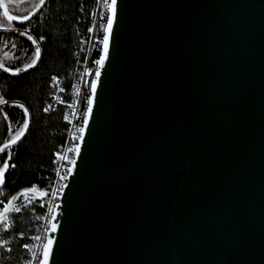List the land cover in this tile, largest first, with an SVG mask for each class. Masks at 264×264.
Returning a JSON list of instances; mask_svg holds the SVG:
<instances>
[{
    "label": "water",
    "instance_id": "1",
    "mask_svg": "<svg viewBox=\"0 0 264 264\" xmlns=\"http://www.w3.org/2000/svg\"><path fill=\"white\" fill-rule=\"evenodd\" d=\"M121 3L49 264H264V0Z\"/></svg>",
    "mask_w": 264,
    "mask_h": 264
},
{
    "label": "trees",
    "instance_id": "2",
    "mask_svg": "<svg viewBox=\"0 0 264 264\" xmlns=\"http://www.w3.org/2000/svg\"><path fill=\"white\" fill-rule=\"evenodd\" d=\"M38 3L39 0L28 3L31 7L24 15L27 19L16 24V31L0 30V63L11 70L23 69L33 59L35 47L41 48V59L36 66L17 76L4 73L0 68V147L23 132L15 145L0 153V168L5 160L9 165L0 184V200L3 201L0 211L12 196L33 186L37 189L18 196L12 211L0 219L3 220L0 223V264H25L28 260L24 245L32 243L44 216L47 199L44 198L53 180V156L65 143V108L44 112L53 92L51 81L59 78L67 93L78 77L87 58L86 46L91 37L88 29L93 28L96 7L95 0H45L37 9ZM104 23L105 20L100 19L95 26L90 65L99 58ZM21 32L26 35H20ZM27 35L37 43L34 45ZM26 120L28 127L24 128ZM41 191L45 193L43 197H40ZM16 206L21 208L20 212L15 211ZM19 235L23 239H18Z\"/></svg>",
    "mask_w": 264,
    "mask_h": 264
},
{
    "label": "built area",
    "instance_id": "3",
    "mask_svg": "<svg viewBox=\"0 0 264 264\" xmlns=\"http://www.w3.org/2000/svg\"><path fill=\"white\" fill-rule=\"evenodd\" d=\"M95 10L93 15V31L87 43L86 60L82 64L78 72V77L73 81L69 91L66 93L59 78L54 77L51 81L52 95L50 96V103L44 109L47 113L50 109H57L58 107L65 108L64 123L66 125L65 143L54 153L52 160V175L53 180L50 190L45 201L44 216L40 220L37 232L33 237L32 243L26 248L28 252V260L25 264H38L32 259L33 253L40 255L42 253V245L46 243L48 232L50 229L51 218L56 211L62 193L67 185L69 172L68 169L72 167L71 161L75 160L76 152L71 151L78 147L80 138L77 129L83 126V115L87 110V98L91 94V82L95 80L96 65H90L89 56L93 50L94 30L98 21L101 19V14L105 12L102 3H97L95 0ZM100 48L102 45L100 44ZM71 105V107H69ZM36 237H39L37 239ZM18 239H23L22 235Z\"/></svg>",
    "mask_w": 264,
    "mask_h": 264
},
{
    "label": "snow or ice",
    "instance_id": "4",
    "mask_svg": "<svg viewBox=\"0 0 264 264\" xmlns=\"http://www.w3.org/2000/svg\"><path fill=\"white\" fill-rule=\"evenodd\" d=\"M45 3V0H39V3L36 4V8L39 9L42 7ZM97 3H102L103 8L105 9V12L101 14V19L105 20V23L102 25V39L100 40V44L102 45L100 52H99V58L94 61L96 67V79L91 82V94L87 98V110L84 112L83 115V126L79 127L77 129L79 133V138L83 140L84 138V131L85 127H87L89 117L92 114V107H93V98L96 95L97 91V83L100 80V72L101 69L105 67V62L109 59V47L113 36V25L117 22L118 18L123 13V4L121 3V0H97ZM0 7L4 9L3 16L6 18V20L10 23L13 20H16L18 17L16 15H10L9 10L7 6L3 3V0H0ZM24 19H27V17H24ZM89 32H92L93 29L89 28ZM20 35L24 36L26 35V32H21ZM27 39L29 41H32V43L35 45L37 41L33 39L31 35H27ZM41 40H43V37H40ZM41 59V48L39 46L35 47L34 57L31 60L30 63L24 65L23 69L16 68L15 70H11L8 66H5L3 63H0V68H2L4 73H10L12 76H17L20 74L21 71H27L30 68H33L36 66L37 62ZM71 107V105H69ZM28 113L25 111V117L27 118ZM24 128L28 127L27 120L25 121ZM23 135V132H19L15 135L13 139H11L8 143H5L3 147H0V153H4L6 150L10 149L13 145L17 143V141L20 139V137ZM71 151H75L77 154H79V147H76L75 149H71ZM8 158L11 159V153H7ZM71 163H75V161H71ZM9 165L7 160L4 161L3 168H0V184L4 182V173L8 169ZM15 167V165H13ZM68 172L71 173L72 169L69 168ZM37 189L35 186H33L30 189H26L21 192L20 195H26L28 192H35ZM45 195L44 192H40V197H43ZM18 200V196H12L10 199L7 200L6 203H4L3 210L0 211V219H4L9 212L12 211V207L14 206V201ZM0 202H3L0 200ZM43 206V205H41ZM24 207H27V205H24ZM16 212H20L21 208L19 206L15 207ZM52 219H55V216L53 215ZM50 231L52 233H55L57 231V225L55 223L50 224ZM39 239V237H36ZM53 239H47V242L42 245V253L40 255H37L33 253L32 259L37 261L38 264H49V258L53 255ZM25 248L28 247V245H24ZM53 264L55 262L53 261Z\"/></svg>",
    "mask_w": 264,
    "mask_h": 264
},
{
    "label": "crops",
    "instance_id": "5",
    "mask_svg": "<svg viewBox=\"0 0 264 264\" xmlns=\"http://www.w3.org/2000/svg\"><path fill=\"white\" fill-rule=\"evenodd\" d=\"M32 1V0H23L21 1V3H19V5H14L13 7H9V13L11 15H16L18 18L16 20H13L12 22H8L6 20V25H9L10 28L6 27V30L3 29L1 31H9V32H14L16 31L15 26L16 24L22 22L24 20V15L27 13L28 9H30L31 5H29L28 3ZM5 2V0H3V3ZM32 3V2H31ZM1 9V8H0Z\"/></svg>",
    "mask_w": 264,
    "mask_h": 264
},
{
    "label": "rangeland",
    "instance_id": "6",
    "mask_svg": "<svg viewBox=\"0 0 264 264\" xmlns=\"http://www.w3.org/2000/svg\"><path fill=\"white\" fill-rule=\"evenodd\" d=\"M21 1H23V0H5L4 4L7 6V8H9V7H13L16 4L19 5V3H21ZM0 8H1L0 9V29L1 30H3V29L6 30V27L7 28H10V26L9 25H6V18L3 16L4 9L2 7H0Z\"/></svg>",
    "mask_w": 264,
    "mask_h": 264
}]
</instances>
